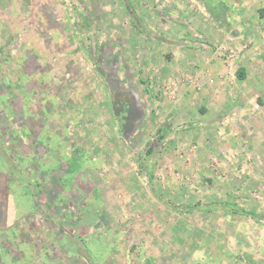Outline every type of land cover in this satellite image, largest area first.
<instances>
[{
  "label": "rangeland",
  "instance_id": "obj_1",
  "mask_svg": "<svg viewBox=\"0 0 264 264\" xmlns=\"http://www.w3.org/2000/svg\"><path fill=\"white\" fill-rule=\"evenodd\" d=\"M239 4L0 0V190L17 218L0 264H264V103L226 108L241 52L264 83V41L224 38ZM117 90L131 114L115 116Z\"/></svg>",
  "mask_w": 264,
  "mask_h": 264
},
{
  "label": "crops",
  "instance_id": "obj_2",
  "mask_svg": "<svg viewBox=\"0 0 264 264\" xmlns=\"http://www.w3.org/2000/svg\"><path fill=\"white\" fill-rule=\"evenodd\" d=\"M258 2H259L258 7L261 8L260 12H261V14H264V0H258ZM244 3H245L244 0H240V4L238 5L239 9H238V11L235 12L236 13L235 18L237 17V19L239 20V22H237L236 24H239V28L243 29V30L241 32H239V35L234 34L233 36H230V37L225 36L224 38L229 39L230 41H236L237 39L242 38V36L240 34L241 33L244 34V31H246L245 34H248V37H247L248 42H250V43L252 42L255 44H256V40H258L259 43L263 42L264 41V17L261 16L259 21H256L254 27H252L251 25H253V24L250 25V23L248 24V22H246L244 20V17L246 15L245 14L246 9H247V7L245 6ZM257 8H255L253 10L254 13H256V14L258 12ZM247 25H249V27ZM228 34H230V33H228ZM239 56L240 57L237 60L236 65L234 64L233 71L229 73L231 83H233L234 86L232 87V86L228 85L227 87H225L226 93L229 94V97L227 98V107L226 108H228V107L231 108L233 106H237V107H239V106L241 107L242 105L244 106L246 102H249V98L251 99L253 97H255V99L258 98L257 102L264 103V95H263L264 83L257 80V78H255V77L253 78V76H252V73L250 70V67L252 66L251 64L253 63L251 54H249V52H241L239 54ZM186 57H188L187 61H191L193 59V61L196 62L197 60H199L198 57H200V55H198V54L192 55L193 58L189 55H187ZM256 57L259 58V56H256ZM222 59H223V57L221 59H217V60L210 62V70L214 72L213 77H216L217 80L219 78H221L219 76H222V77L224 76V75H222V73H227V71H228L227 70L228 66H226L223 63ZM259 59H261V58H259ZM260 61L264 62L263 59H261ZM189 66H190V68L195 69V63H194V66L192 64L191 65L189 64ZM238 73H241L244 77L242 76V79H238L237 78ZM187 78H189V77L187 76ZM251 84H252V86L255 85V88H253L251 86ZM213 89H214V87H212V88L210 87L209 91H207L206 89L202 90L201 95H203L205 97L202 98V102H203L202 106H199V107H201V111H204L206 109V112H208L207 108L209 106H211V103H213L211 101L209 102L208 100H205V98H210L209 97L210 95L215 96L216 89L215 90H213ZM191 90L192 89L189 88L187 93L192 92ZM187 93L185 94V96L187 95ZM260 95L262 97H260ZM255 99H254V101H255ZM5 175H7V174H5ZM7 185H8L7 181L4 182V186L0 190V214L2 213V216H1L2 220H0V229H4L5 227L11 228L13 225V222L17 221V218H14V219L10 218V215H9V210H10L9 196L7 194H5ZM8 208H9V210H8Z\"/></svg>",
  "mask_w": 264,
  "mask_h": 264
},
{
  "label": "trees",
  "instance_id": "obj_3",
  "mask_svg": "<svg viewBox=\"0 0 264 264\" xmlns=\"http://www.w3.org/2000/svg\"><path fill=\"white\" fill-rule=\"evenodd\" d=\"M242 74L241 73H238L237 74V78L238 79H242ZM244 77V76H243ZM0 150H1V146H0ZM80 154V153H79ZM76 155V156H74V157H71L70 158V160L69 161H67V165H68V168L70 169V172H69V175H76L77 173H78V171L80 170V168H81V165H80V158H81V154L80 155ZM14 159H17L18 160V158H13V160ZM15 168H16V166H15ZM9 173H11V174H15V173H13V170L11 171H9V170H7ZM19 172V171H18ZM240 213H245V214H247L248 215V213L247 212H245V211H240Z\"/></svg>",
  "mask_w": 264,
  "mask_h": 264
},
{
  "label": "flooded vegetation",
  "instance_id": "obj_4",
  "mask_svg": "<svg viewBox=\"0 0 264 264\" xmlns=\"http://www.w3.org/2000/svg\"><path fill=\"white\" fill-rule=\"evenodd\" d=\"M114 95L115 99L112 101L115 108H118V112H124L130 105L129 99H123V93L117 90ZM124 116L121 114L118 120H121Z\"/></svg>",
  "mask_w": 264,
  "mask_h": 264
},
{
  "label": "water",
  "instance_id": "obj_5",
  "mask_svg": "<svg viewBox=\"0 0 264 264\" xmlns=\"http://www.w3.org/2000/svg\"><path fill=\"white\" fill-rule=\"evenodd\" d=\"M110 84H112V88L113 89H111V90H114L115 89V87H116V81H111V82H109ZM133 105L134 104H131V105H129V107L124 111V112H126L127 114H131V111H133L134 110V107H133ZM133 109V110H132ZM114 110V114H115V116H118L119 115V113L117 112L118 110H116V109H113Z\"/></svg>",
  "mask_w": 264,
  "mask_h": 264
}]
</instances>
